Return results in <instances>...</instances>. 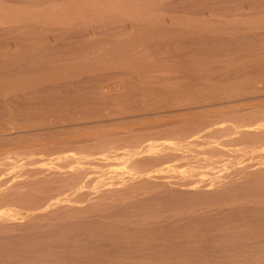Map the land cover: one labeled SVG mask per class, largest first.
Here are the masks:
<instances>
[{
  "label": "bare ground",
  "instance_id": "bare-ground-1",
  "mask_svg": "<svg viewBox=\"0 0 264 264\" xmlns=\"http://www.w3.org/2000/svg\"><path fill=\"white\" fill-rule=\"evenodd\" d=\"M94 1L57 0L14 9L0 0V36L7 35L14 43L29 38L21 46L7 40L0 43V57L5 58L1 68L10 77L1 72L0 96L15 92L14 99L6 98L23 110L20 115L10 112L7 103L1 107L10 113L0 112V262L46 260L44 256L56 247L63 250L61 246L72 243H80L78 249L83 243L82 250L88 251L74 252L78 250L74 246L72 253L78 258L80 252L85 260L90 254L94 262L108 259L104 264L116 259L175 262L185 252L195 254L189 257L193 263L207 258L210 261L205 262L213 259L215 264L264 262V64L258 62L264 58V31L255 29L247 39L239 38L240 32L230 38L224 31L213 37L221 51L220 63L235 52L238 58L242 51L256 59L248 58L254 67L249 71L252 64L246 61L247 70L241 73L245 66L233 60L238 62L235 69H240L231 73L235 65L227 66L231 74L225 73L222 76H229L220 81L209 68L212 58L202 52L206 36L189 43L201 51L187 50L183 40L187 31L183 29V35L170 28L218 32L217 25L234 26L240 24L238 18L226 21V16L220 24L213 18V24L206 19L219 15L212 9L203 20H193L189 10L198 5L190 0L179 9L166 1L154 4L158 0H136L134 5L127 0ZM226 1L212 0V6ZM260 3L259 11L237 4L234 12L253 10L250 15L257 19L245 22L263 29L264 17L258 15H264V0ZM173 12L181 15L171 17ZM127 20L131 27L123 24ZM109 33L117 36L102 38ZM69 38L73 47L79 45L73 53L83 58L91 54L89 59L73 61L72 51L63 56ZM160 40L167 41L163 50L158 49ZM100 45L105 48L99 52ZM235 54L228 59H235ZM108 68L128 79L125 101L104 102L100 78L81 77L83 72ZM76 89L95 91H91L95 100L77 103L68 98ZM48 93L53 96L47 97ZM146 97L148 105L142 106ZM4 102L8 100L0 98V104ZM223 109L233 110L207 116ZM144 124L137 131L146 133L129 132L120 138L97 132ZM149 124L154 126L149 130L160 131L147 133ZM82 130L92 131L91 135ZM59 140L61 144H56ZM160 241L167 244L159 247ZM234 241L239 248H222ZM187 246L197 248L189 251ZM69 248L71 253L73 246ZM69 248H64V255Z\"/></svg>",
  "mask_w": 264,
  "mask_h": 264
},
{
  "label": "rangeland",
  "instance_id": "rangeland-1",
  "mask_svg": "<svg viewBox=\"0 0 264 264\" xmlns=\"http://www.w3.org/2000/svg\"><path fill=\"white\" fill-rule=\"evenodd\" d=\"M7 1H8V3H7ZM42 1V2H41ZM49 1V2H48ZM54 1H57V0H6V3H4L5 5H7V4H10L9 6H11V7H13L14 9H17V8H20V6L21 7H26V6H29V5H36L37 6V4H41V5H43L44 3L45 4H47V3H53ZM58 1H60V2H62V3H64V2H66V1H68V0H58ZM91 1V0H90ZM98 1V2H97ZM102 1H109V0H95L94 2L95 3H100V2H102ZM165 1L167 2L166 4H170V3H172L173 5H174V7H175V9L176 8H178V7H181L182 5H183V1H187V0H158V1H156L154 4H156V3H165ZM189 1V0H188ZM187 1V2H188ZM191 2H196L197 4L196 5H198V7L196 6L194 9H191V10H189L190 11V13L192 14V16H191V19H193V20H197V19H202V18H206L207 16V13H209L208 12V10H212L213 9V11H216L219 15H217V17L215 16H213L211 19H209V18H206V19H208V20H210V21H214V19H215V21L217 22V24H220V23H222V21L223 20H225L226 18V21H228L229 19V21H232L233 19H235V18H238V19H235V20H241V22H242V24H241V22H239L240 24H237L236 22V24H234V26L232 25V23H227V24H224V25H217V27L219 28V31L217 32V31H213V32H203V31H197V30H195V32H193L194 31V29H192V30H190V29H185V27L186 26H177V27H171L170 29H172L173 28V30L172 31H175V32H179V33H181V31H182V33H183V31L185 30V31H187V34H186V32L184 31V33L187 35H185L184 33H183V35H185L184 36V43H186L185 44V49L187 48V46H188V48H187V50H189V47H191L190 49H192V43H194L195 41L193 40V38L195 37V39H200V37H202L203 35L204 36H206V37H204L205 38V41L203 42V45H204V50L206 49V51H204V50H202V52H206L209 56H210V58H212L211 60H212V65H210L209 64V68H210V66H212L211 68H212V70H213V72H211V73H213V75H215V73H216V75H218V76H215L218 80H220V79H222L223 77H227V76H229V75H227V76H222V75H224L225 73L226 74H231L232 72H234L235 70H239L240 68H238V69H235L236 67H238V65H236L238 62H240V63H238V64H240L241 66H245L244 68L242 67L241 69H240V73L243 71V70H245V68H246V70H247V67H246V65H249V64H252L250 61H248L249 59L248 58H250L251 59V57H252V59H251V61L253 62V61H256V59H253V56H250L249 57V55L247 54V53H245L244 55H243V51L242 52H239V54H238V58L236 57V55H237V53L235 54V53H233V54H235V56H234V58L235 59H233V58H229L228 59V57H233L231 54H228V56L227 55H225V57L227 56V58H223V60H222V63H220L221 62V58H222V55H221V51H219V49L218 48H215V45H216V43H215V41H213V37L215 36L216 37V35L218 36V34H219V32H221V31H224L225 33H226V35H229V37H230V35H233L234 34V36H235V34H237L236 35V37H238L239 35H238V33L240 34V36H239V38H249V37H251L252 36V33L254 34V31H255V29L257 30V29H259V32H257V33H262L263 31H264V28L262 29V27H260V26H257V25H251L250 23V25L248 24V23H246L245 21H247V20H251V19H257V16L255 17V18H253L251 15H253V10H257V8H258V10L257 11H259V9H261V3H260V1L261 0H251L253 3L251 4V5H253V10H252V12H247V13H249V14H247L246 13V11H243L242 10V12H244V13H242V12H234L236 9H238V5H240V8H244V10L245 9H248L249 7L252 9V6L251 5H249V3L248 4H246L247 3V1L249 2V0H227L226 2H225V4L223 3V4H217V5H214V6H212L213 4H212V0H210V4H208V1L209 0H190ZM4 2H5V0H4ZM19 2V3H18ZM136 2V0H127V3L128 4H130V5H134V3ZM169 2V3H168ZM243 2V4L245 5H243V4H241ZM254 2H256V3H254ZM259 2V3H258ZM34 3V4H33ZM43 3V4H42ZM199 3V4H198ZM207 3V4H206ZM213 3H215V2H213ZM240 3V4H239ZM201 4H203V5H201ZM238 4V5H237ZM257 6V7H255V5ZM201 5V6H200ZM206 5H208V6H206ZM209 5H211V6H209ZM231 5V6H230ZM247 5H249L248 7H247ZM16 6V7H15ZM200 6V7H199ZM203 6H205V7H203ZM237 6V7H236ZM208 7V8H207ZM234 7H236V9H234ZM254 7H255V9H254ZM260 7V8H259ZM205 8V9H204ZM179 9V8H178ZM228 10H232V12H230V13H227V11ZM189 11H187L188 13H189ZM216 13V14H217ZM221 13H222V15H221ZM233 14H236L235 16L233 15ZM246 14V15H245ZM251 14V15H250ZM173 15L175 16H179V15H181L179 12H173V14H171V17H173ZM224 15V16H223ZM239 15V17H237ZM240 15H245V16H241L242 18H240ZM248 15H250L251 17H248ZM201 16V17H200ZM220 16V17H219ZM222 16V17H221ZM227 16V17H226ZM233 16H234V18H233ZM247 16V17H246ZM261 16V17H260ZM258 15V17L259 18H262V16L264 17V15ZM226 17V18H225ZM228 17H229V19H228ZM214 18V19H213ZM240 18V19H239ZM249 18H251V19H249ZM222 19V20H221ZM247 19V20H246ZM203 20V19H202ZM220 22H219V21ZM214 21V22H215ZM214 22H213V24H214ZM127 23L128 24H126V23H123V24H125L126 26H129V25H131V24H129L130 22L127 20ZM216 24V23H215ZM258 25H261V24H259L258 23ZM112 26H114V25H112ZM125 27L126 28V26H123V25H119L118 27ZM132 26V25H131ZM131 26H129V27H131ZM216 26V25H215ZM220 26V27H219ZM250 26V27H249ZM55 27V26H54ZM62 28H63V30H61V32L63 33V32H67V30H65V27H63V26H61ZM61 27H59V26H56L55 28L56 29H61ZM167 28H168V26H166ZM184 27V28H183ZM236 27V28H235ZM114 28H115V26H114ZM117 28V27H116ZM166 28V29H167ZM177 28H178V30H177ZM249 28V29H248ZM184 29V30H183ZM224 29V30H223ZM231 29V30H230ZM233 29L235 30V31H233ZM244 30V31H243ZM250 30V31H249ZM252 30V31H251ZM261 30V31H260ZM141 32V30H138V31H135V32ZM245 31H247V33L245 32ZM258 31V30H257ZM139 32V33H140ZM191 32V33H190ZM231 32V33H230ZM233 32H235V33H233ZM141 33H143V30H142V32ZM140 33V34H141ZM196 35H195V34ZM233 33V34H232ZM244 33V34H243ZM246 33V34H245ZM140 34H137V36H135L136 38H138V36L140 35ZM189 34H190V36H189ZM211 34V35H210ZM242 34V35H241ZM124 34L123 33H121V34H118V36H123ZM245 35V36H244ZM69 36H72V35H69ZM68 36V37H69ZM117 35L116 34H110L109 33V35H107V36H103L102 38H111V37H116ZM190 38H189V37ZM198 36V37H197ZM212 37V39H210L211 37ZM10 37V36H9ZM197 37V38H196ZM210 37V38H209ZM231 37H233V36H231ZM230 37V38H231ZM8 38V36L6 35L5 37L4 36H0V43L1 42H4L5 40H7L8 42H10V44L11 43H13V44H18V42H19V44H20V46L21 45H23V44H25L27 41H28V39H26V38H23L22 40H20V41H18V42H11L9 39H7ZM96 38H101V36L100 37H96ZM95 38V39H96ZM101 38V39H102ZM204 38L202 37L200 40H204ZM208 39V42H207V39ZM259 38H262V36H260ZM72 39V38H71ZM70 38H69V40H68V42L70 41V46L69 45H67V47H66V49L65 50H63L64 51V54H63V56L64 57H66L67 56V54H68V52H70V51H72V49H73V51L74 52H77V51H75V48L77 47L78 48V46H76V47H73V46H75V45H73L72 46V44H73V39L71 40ZM189 39V40H188ZM255 39V38H254ZM211 42H210V41ZM162 40H160V47L158 48V49H162L163 50V48H161V45L163 46V44H164V42H165V44L167 43V41L165 40H163L162 42H161ZM192 41V42H191ZM194 41V42H193ZM246 41V43L248 42V43H251V41L250 40H245ZM245 41H243V42H245ZM72 42V43H71ZM134 42H136V41H134ZM210 42V43H209ZM213 42V43H212ZM6 43V42H5ZM189 43H191L192 45H190ZM206 43V44H205ZM253 43V42H252ZM255 43V42H254ZM12 44V46H15V45H13ZM16 44V46H19V44L17 45ZM128 44V43H127ZM127 44H123V45H126V46H128ZM211 45V46H210ZM214 45V46H213ZM205 46H207V48H205ZM70 47V48H69ZM129 47V46H128ZM203 47V46H202ZM201 47V48H202ZM76 48V49H77ZM105 48V46L104 45H100V47L98 46L96 49H97V51H102L103 49ZM174 48V47H173ZM173 48H171V49H169V50H172ZM200 48V47H199ZM95 48H94V50H96ZM123 49V48H122ZM124 49H128V48H124ZM177 49V48H176ZM196 49V48H195ZM195 49H194V46H193V49L192 50H194L195 51ZM203 49V48H202ZM14 50H16V48L14 49ZM196 50H198V51H201V49H196ZM213 50H216V51H213ZM73 51H72V53H73ZM89 51V50H88ZM88 51H86V53L88 52ZM91 52L93 51L92 49L90 50ZM218 51H219V53H218ZM0 52H2L3 53V50H0ZM67 54H66V53ZM211 52V53H210ZM71 53V52H70ZM69 53V54H70ZM71 53V54H72ZM71 54H70V57L72 58L71 60H73V61H76L78 58H80V59H89V58H86V57H90L91 56V54L89 55V54H86V57L85 58H83V56L82 57H79L78 55H75L74 53V58L72 57L73 56V54H72V56H71ZM221 56H220V55ZM88 55V56H87ZM217 55V56H216ZM248 55V57L246 58V56ZM81 56V55H80ZM85 56V55H84ZM63 57V58H64ZM76 57V58H75ZM220 57V58H219ZM223 57H224V54H223ZM240 57H244V60L241 58V60H240ZM261 57H263V55L262 56H260V57H258V59L260 58L261 59ZM69 58V57H68ZM214 58V59H213ZM216 58H218V60L216 59ZM237 58V59H236ZM254 58H255V56H254ZM66 60H67V58H65ZM70 59V58H69ZM68 59V60H69ZM74 59H76V60H74ZM216 59V60H215ZM257 59V60H258ZM4 60H5V58H3V57H0V78H2V79H4L3 78V76L4 77H6V78H10L9 76H5V72H4V70L1 68V65H2V62H4ZM7 60V59H6ZM226 62H225V61ZM233 60L234 61H238L236 64L233 62ZM243 60V61H242ZM263 60V61H262ZM262 60L261 61H258L259 63H263L264 64V58H262ZM8 61L9 62H11L9 59H8ZM7 61V62H8ZM214 61V62H213ZM220 61V62H219ZM228 61H230V62H228ZM232 61V62H231ZM246 61H248L247 63H249V64H247V63H244V62H246ZM7 63L6 64V62H5V65H7V67H9L8 65L10 64V63ZM130 64H131V62H129ZM128 63V64H129ZM209 63H210V61H209ZM226 65H224V64ZM233 64V65H232ZM245 64V65H244ZM232 66V68H233V66L235 65V67H234V70H231L230 72H227V71H229L230 69L229 68H227V66ZM253 65V64H252ZM252 65H249L250 66V68L248 67V69H249V71L251 70V68L252 67H254V65L252 66ZM126 66H129V65H127L126 64ZM214 68V69H213ZM227 68V69H226ZM231 68V69H232ZM127 69V68H126ZM229 69V70H228ZM211 70V69H210ZM245 70V71H246ZM253 70V69H252ZM3 71V72H2ZM89 71V70H88ZM123 71H125L124 69H123ZM245 71H244V73H245ZM3 74H2V73ZM102 72V73H101ZM98 71L97 73L95 72V73H91V71L90 72H83V75H81V77L82 78H87V77H98V78H100V80L98 79V82H100V84H101V86L100 85H98L99 87H102V88H104V90H103V94H102V96L104 97V102H106V103H108V104H115V103H117V101H125L126 99H128L129 98V96H125V94H127V92H128V90H129V87H127V84L126 83H128V79L125 77V79L124 78H122V77H124V76H121L120 75V73H117L115 70H113V69H109L108 68V70L106 69V70H102V71ZM88 73V74H87ZM3 76H2V75ZM104 74V75H103ZM225 74V75H226ZM243 74V73H242ZM107 75V76H106ZM101 76V77H100ZM222 76V77H221ZM254 76H256V75H254ZM253 76V77H254ZM221 77V78H220ZM12 78V77H11ZM101 78H103V79H101ZM254 78H257V77H254ZM14 79V78H13ZM1 80V79H0ZM6 80H8V79H5V80H2V81H6ZM10 80H12V79H10ZM225 80V79H224ZM223 79H222V81H224ZM103 81V82H102ZM126 81V82H125ZM221 81V80H220ZM245 81V80H244ZM102 82V83H101ZM242 82H243V80H242ZM1 83V85H2V82H0ZM98 84V83H97ZM103 84V85H102ZM222 84V83H221ZM128 85H129V83H128ZM223 85H226L225 83L223 84ZM130 86V85H129ZM3 87L2 86H0V93H2L3 92V89H2ZM128 89V90H127ZM2 90V91H1ZM78 89H76V91H74V94L73 95H70V97H68L69 95H66L68 98H71L73 101H77V103L79 102V103H86V102H93L94 100H95V97H94V94H96V93H94L92 90H90L89 91V93H88V91H86L87 93H84V95H83V93H81L80 91H77ZM32 90H29V91H27V92H31ZM36 91V90H35ZM35 91H32V92H35ZM94 93H92V92ZM19 93H20V91H18ZM17 92V93H18ZM31 92V93H32ZM80 93V94H79ZM36 94V93H35ZM35 94H31V95H35ZM86 94V95H85ZM116 94H123L124 95V97L123 98H115V95ZM7 95H10V96H7ZM6 96H7V98H11V100L12 99H14V97L17 95L15 92H13V93H10V94H7ZM12 95V96H11ZM37 95V94H36ZM6 96H4L3 94L0 96V98L1 99H6V100H8V102H6V104H5V102L4 103H1L0 104V112L3 114V111L5 112V111H7L8 112V114L10 113V112H15L16 110V114L20 111H23V110H21L22 109V107L20 108V106L21 105H19V106H17V102H12V101H9L10 99H7L6 98ZM51 96H53V94L52 93H48V96L47 97H51ZM65 96V95H64ZM32 97V96H31ZM34 97H36L37 98V96H34ZM33 97V98H34ZM36 98H34V99H36ZM148 100H149V98L148 97H146V98H143V99H141V101H142V106H144V105H148V104H146L147 102H148ZM12 102V103H11ZM7 103L8 104H10V107H6L7 106ZM21 103V102H20ZM5 105V107L6 108H10L9 110H10V112L8 111V110H6V108H2L1 106H4ZM12 105V106H11ZM9 106V105H8ZM13 106H15V107H19V108H15V107H13ZM1 108L3 109L2 111H1ZM249 108V107H248ZM12 110V111H11ZM233 109H223V110H219V111H209V112H207V116H214V115H219V114H224V113H229V112H231ZM7 112H5V113H7ZM20 112L18 113L19 115H20ZM206 113V112H205ZM201 113H199V115H200ZM201 115H204V113L203 114H201ZM80 116V115H79ZM206 116V115H205ZM151 125H153V124H151ZM144 126H147V124L145 125H143V126H138V125H135L134 127H128V126H126V127H122V128H118V129H113V128H106L105 130L104 129H102V132L100 131H97L101 136H107L108 135V133H110V136H112L113 134V138H120V137H123V136H125L126 134H128L129 132H136L137 134H143V133H146L145 132V130H143L142 132H138L137 130H142V128H145ZM149 126H150V124H149ZM156 126V125H155ZM152 127H154V126H150V127H147L148 129L146 130V131H149V132H147V133H154L155 131L156 132H158V131H160V130H149L150 128H152ZM96 130H98V129H96ZM96 130H95V132H96ZM101 130V129H100ZM85 131V130H84ZM83 130H82V132H84ZM87 131H85L84 133H86ZM90 133L92 132V131H89ZM94 132V131H93ZM88 134V133H86V135L87 136H90L91 134ZM95 134V133H93V134H95V135H99V134ZM106 133H107V135H106ZM135 133V134H136ZM92 134V135H93ZM112 134V135H111ZM117 134V135H116ZM94 136V135H93ZM109 136V135H108ZM68 139H74V138H76V137H67ZM67 138H65V139H67ZM65 139H63V140H65ZM67 139V140H68ZM85 139H87V138H85ZM55 144V143H54ZM56 144H61V141L59 140V141H57L56 142ZM62 146V145H61ZM135 220H139V219H135ZM157 237H160L158 234L156 235ZM235 242V241H234ZM164 243H166V242H163V241H160V242H157V245L159 246V245H161V247H164ZM232 243L233 242H231V243H228V244H226V245H222V248H224V247H226L227 245H229L228 246V248H231V246L232 247H234L235 246V248H239V247H237L238 245H237V243L235 242V243H233L234 245H232ZM76 245H77V243H75ZM74 243H72V244H70V246L72 247L73 246V248H71V253H69V251H70V246L68 245H65V249L68 247L69 249H67L66 250V254L64 255V253L62 252V251H64L65 252V250H64V248H63V246H61V248L63 249V250H61V249H59V250H61V252L63 253V255L64 256H61L60 257V255L58 254V248H60L59 246L58 247H56L53 251L55 252V250L57 249V252H56V255H57V257H56V255H55V257L53 256V251H52V253H49V254H51V255H49V254H47L48 256H44V257H47V259L50 261H48V263H47V259L46 260H44V259H42L41 258V260H37L36 261V258L34 259H31L32 261H35V262H32L31 260H30V258H28L29 259V262H27L28 260H26V259H16V260H13L12 262H8V264H40L39 262H41L42 261V264H74V261H76L75 262V264H93V263H97L98 264V262L99 263H101V264H104V260H108V259H96L97 261H95L94 262V258L93 257H91L90 258V254H88L87 255V253L85 254V255H87V256H89V258L86 256V260L84 259V254H82L81 256H83V260L85 261H82V257L79 255V254H81V252H83L84 250H82V246H84L85 247V245L83 244V243H81V246H80V248L78 249V245H80V243L76 246ZM83 244V245H82ZM167 244V243H166ZM165 244V245H166ZM218 245H220V244H218ZM231 245V246H230ZM237 245V246H236ZM74 246H75V248H77L78 250L76 251V250H74L75 248H74ZM216 246L217 245H215V249H217L216 248ZM221 246V245H220ZM160 247V246H159ZM184 247V246H183ZM188 247V249H189V251H190V248L192 249V251H194L193 249H196L197 247L196 246H194L193 248H192V246L189 248V246H187ZM186 247V248H187ZM205 247V246H204ZM214 247V246H213ZM182 246H177V247H175V249H179L181 252H182ZM185 248V247H184ZM218 248H219V246H218ZM221 248V247H220ZM73 250H74V252H77L78 253V251H81L79 254H78V256H79V258L77 257V255L75 254V253H72L73 252ZM60 252V251H59ZM84 252H88L87 250H85ZM68 253L70 254V256H68ZM61 254V253H60ZM72 254H75L74 256H76L78 259H79V261L81 262V263H79L78 261H77V259H75L74 261H73V257L74 256H72ZM183 254V253H182ZM189 254V253H188ZM188 254L185 252L184 254H183V256H180V257H178L176 260H175V262H173V260H172V262L171 261H168V263L169 264H180V263H182V264H187L188 263V261L190 260L191 262L193 261V258L195 257H193L192 255H195L194 253H192V255L190 254V256L191 257H193V258H189L190 256H188ZM66 255H67V257L68 258H66ZM185 256H188V258H186ZM52 257H54V259L52 258ZM64 257L66 258V261L68 260V259H70L71 258V262L69 263L68 261L66 262L65 261V259H64ZM70 257V258H69ZM76 257H74V258H76ZM184 257V258H183ZM60 260H59V259ZM62 258L64 259V261H62ZM80 258H81V260H80ZM87 258H88V260H87ZM58 259V260H57ZM181 259H183L182 260V262H181ZM192 259V260H191ZM208 259L209 258H207L206 260H201V262H199V263H191V264H215V260H213L212 259V263L211 262H205V261H208ZM57 260V261H56ZM100 260H102V261H100ZM116 260H118V261H116ZM116 260H114L113 262H109L108 263V261H106L105 262V264H111V263H113V264H154V263H156V264H168L167 263V261H166V263L164 262V261H162V262H160V261H155L154 262V260H150V261H148V260H121V261H123V262H121L119 259H116ZM186 260H188V261H186ZM196 260V259H195ZM39 261V262H38ZM56 261V262H55ZM58 261H62V262H64V263H60V262H58ZM112 261V260H111ZM116 261V262H115ZM119 261H120V263H119ZM132 261V262H131ZM136 261V262H135ZM148 261V262H147ZM153 261V262H152ZM179 261V262H178ZM186 261V262H185ZM209 261H210V259H209ZM259 261V262H258ZM258 261H253V262H247V263H245V264H256V262H257V264H264V262H263V260H258ZM26 262V263H25ZM37 262V263H36ZM45 262V263H44ZM54 262V263H53ZM115 262V263H114ZM144 262V263H143ZM171 262V263H170ZM185 262V263H184ZM0 263H2V262H0ZM4 263V262H3ZM2 263V264H3ZM5 264V263H4ZM7 264V263H6ZM230 264V263H229ZM231 264H233V263H231ZM234 264H243V262H235Z\"/></svg>",
  "mask_w": 264,
  "mask_h": 264
}]
</instances>
